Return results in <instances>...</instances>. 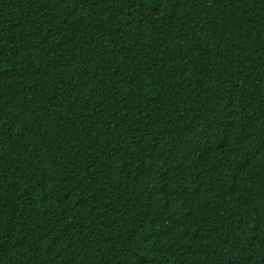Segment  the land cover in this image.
<instances>
[{
    "label": "trees",
    "instance_id": "1",
    "mask_svg": "<svg viewBox=\"0 0 264 264\" xmlns=\"http://www.w3.org/2000/svg\"><path fill=\"white\" fill-rule=\"evenodd\" d=\"M0 264H264V0H0Z\"/></svg>",
    "mask_w": 264,
    "mask_h": 264
}]
</instances>
